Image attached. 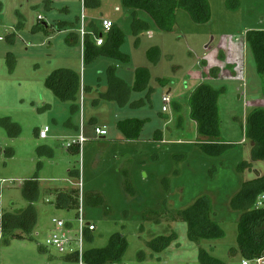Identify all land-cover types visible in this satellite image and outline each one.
Here are the masks:
<instances>
[{"label":"rangeland","instance_id":"1","mask_svg":"<svg viewBox=\"0 0 264 264\" xmlns=\"http://www.w3.org/2000/svg\"><path fill=\"white\" fill-rule=\"evenodd\" d=\"M207 1L211 12L207 24H194L177 9L173 30L162 32L149 15L125 8L121 0H1L0 217L18 215L27 207L20 193L24 181L36 177L41 195L31 239H12L7 246L0 242V264H78L46 246L53 219L75 222L77 211L57 210L54 197L45 193L78 188V176L70 177L69 171L78 172L85 221L95 228L86 249H102L111 236L121 234L127 248L117 264H199V248L225 264H241L239 253L230 254L237 249L240 212L229 203L242 183L264 176V161L252 159L251 143L243 133L247 115L264 110V76L257 73L245 42L246 32L264 31V0H238L234 9L228 7L235 5L232 0ZM82 12L86 32L91 22L102 32L103 19L119 29L125 40L120 51L129 57L128 64L107 57L82 62L80 39L73 45L66 42L73 27L58 31L61 24L80 28ZM134 18L148 24L138 38L133 35ZM36 26H46L47 32L35 31ZM153 47L160 50L156 65L146 57ZM111 66L129 83L135 69L146 67L150 72L146 90L131 92L124 107L100 98ZM61 68L74 70L82 84L93 89L84 92L82 104L79 97L76 104L81 109L76 113L70 102L56 100L44 86L48 75ZM200 84L220 90L219 141L231 146L216 157L197 145L201 137L190 117L188 100ZM166 94L179 101L171 102L163 113L161 99ZM81 117L87 141L81 155L71 154L67 143L77 135ZM90 118L106 126L104 139L94 135ZM5 119L17 125V137L9 138L1 123ZM126 119L145 122L138 141L120 140L115 123ZM44 127L49 129L48 139L41 140L37 133ZM243 162L251 166L241 172L238 165ZM125 173L134 195L123 186ZM91 192L100 193L106 206L87 205L85 195ZM201 197L211 200V218L224 236L195 244L187 239L186 225L169 221L168 216ZM171 233L177 239L164 252L152 254L145 246Z\"/></svg>","mask_w":264,"mask_h":264},{"label":"trees","instance_id":"2","mask_svg":"<svg viewBox=\"0 0 264 264\" xmlns=\"http://www.w3.org/2000/svg\"><path fill=\"white\" fill-rule=\"evenodd\" d=\"M228 3L230 0H227ZM235 5L228 7L236 8L238 0H232ZM122 5L133 12H145L154 21L158 29L162 32H171L174 28L175 12L177 9L184 10L194 24H207L211 19L210 7L207 0H121ZM51 1H47V5ZM2 2L0 0V12ZM67 25L61 24L58 31ZM73 26V25H71ZM46 29L43 26H36L35 31ZM133 35L138 36L148 30V24L137 18L132 22ZM98 31L95 33L98 35ZM78 41L77 34L70 33L66 42L70 45ZM11 42V41H10ZM125 40L118 28L112 26L105 36L101 47L95 46L88 36L83 41V63L90 64L98 57L115 59L122 64L129 63V57L121 53L120 49ZM245 42L250 49L257 73L264 76V31H248L245 34ZM146 57L151 65H156L160 58V50L153 47L147 50ZM133 85L129 87L116 75V67L111 66L106 70L107 90L100 94V98L106 102H115L124 107L129 104L131 92H142L146 90L150 72L147 68H137L133 72ZM164 83L163 80H159ZM44 86L49 90L54 98L60 102H70L71 112L79 110L77 106L78 96L81 87L80 76L71 69L54 70L44 81ZM89 90V89H87ZM220 90H216L207 84H200L191 93L188 105L190 117L197 125V132L201 137L197 145L203 153L216 157L224 153L231 145L222 144L220 137V120L218 110V98ZM7 129L9 138L18 136L19 128L11 123L9 119L1 122ZM145 122L138 119H126L118 121L116 128L125 141H138ZM244 137L251 143L254 161H264V110L256 109L247 115L243 128ZM39 148V150L43 149ZM71 148V147H70ZM69 149V148H68ZM78 154V150L76 152ZM2 154L0 149V155ZM250 164L243 162L238 165V170L249 169ZM125 190L127 194L134 195V191L127 183L128 174H124ZM70 177L78 176V172H70ZM57 192V193H56ZM22 198L27 202V207L18 215L5 213L0 217V242L7 246L12 239H31L32 232L37 224V213L35 204L38 202L41 189L36 177L26 180L20 187ZM45 193L55 195L54 207L57 210H76L78 190L70 189L64 192L49 191ZM264 193V176H257L251 181L242 183L240 190L230 200V208L240 212L237 222L236 250H231L230 254L239 253L242 260H251L264 256V208L255 207L259 195ZM87 205L103 206L105 204L103 196L98 192H91L85 195ZM106 209L109 210L108 207ZM211 200L208 197L197 199L191 206L178 212L176 215L168 216L169 221L184 223L187 227L188 241L198 244L202 240H219L224 236V232L219 225L211 218ZM147 219V220H146ZM145 221L151 220L144 217ZM160 220L156 219L155 224ZM86 242L92 241V233H86ZM176 234L168 236H157L145 243V246L152 254L164 252L175 240ZM127 248V243L121 234L110 237L106 247L102 249H86L83 253V264H117L121 262ZM68 262H77L73 257H65ZM143 258V255L140 256ZM199 264H225L212 257L202 248L198 249Z\"/></svg>","mask_w":264,"mask_h":264},{"label":"built area","instance_id":"3","mask_svg":"<svg viewBox=\"0 0 264 264\" xmlns=\"http://www.w3.org/2000/svg\"><path fill=\"white\" fill-rule=\"evenodd\" d=\"M84 17L81 16V24L78 30L79 38L81 44L83 45V41L85 37L88 35L84 29L83 25ZM113 26V24L109 20H103L101 22L102 32L98 35L94 34V44L97 47H101L103 45V38L102 35L108 33L109 29ZM103 33V34H102ZM101 35V36H99ZM2 38L0 37V41ZM83 96H80V102L82 104ZM161 102L162 112L167 113L168 106L171 103V99L169 96L165 95L162 97ZM81 109V106H80ZM94 135L97 137H105L107 135L106 130L104 128L94 127L93 129ZM48 127H44L42 130L38 132V138L41 140H45L48 138ZM69 140V139H68ZM87 141L84 128H83V121L81 117L80 127L78 129L77 135L70 139L67 143V148L76 146L78 149V154L81 155L82 146ZM79 182H78V197H77V208L75 211V222L68 223L63 220H55L53 219L52 225L53 229L51 231L50 236L46 240V246L50 249L56 251V253L65 256V257H73L76 259L78 264H82L83 253L85 252L86 248V233H93L95 230L94 226L90 223L85 221L84 217V210H83V193H82V185L80 181V177L78 175ZM255 207L257 208H264V193L259 195L256 200ZM241 264H264V256L256 259L251 260H242Z\"/></svg>","mask_w":264,"mask_h":264},{"label":"crops","instance_id":"4","mask_svg":"<svg viewBox=\"0 0 264 264\" xmlns=\"http://www.w3.org/2000/svg\"><path fill=\"white\" fill-rule=\"evenodd\" d=\"M81 16H83L84 17V13L82 12V14H81ZM81 18V17H80ZM103 20H108V19H103ZM102 20V21H103ZM101 21V22H102ZM67 26H71V25H73V24H66ZM83 25H84V29H85V17H84V19H83ZM66 26V27H67ZM88 26H89V28H90V30L89 31H87V36L90 38V40H91V42L92 43H94V37H93V35L98 31L97 30V28H96V26L91 22V23H89L88 24ZM71 27H73V32H71V33H74L75 35L77 34V36H78V40L80 39L79 38V33H78V30H79V26H77V24L76 25H73V26H71ZM100 28H101V24H100ZM62 30H60V32L61 31H64L65 30V28H61ZM101 30H102V28H101ZM86 31V30H85ZM99 33L98 34H100L101 32H100V30L98 31ZM93 34V35H90V34ZM107 34V33H106ZM106 34H105V36H106ZM102 38H103V40H105V37L102 35ZM2 41V40H1ZM0 41V42H1ZM80 49H81V53H82V58H83V45L80 43ZM82 62H83V60H82ZM116 67V66H115ZM146 68V67H145ZM65 69H70V68H65ZM72 70V69H71ZM116 70H117V67H116ZM74 71V70H73ZM116 75H117V71H116ZM121 80H123L129 87H132V85H133V81H134V77H133V80H132V82L131 83H129L128 81H126V80H124L122 77H120L119 75H117ZM80 81H81V87H80V92H79V96H78V99H79V97L81 96V94H82V96L84 95V92H90V93H92L93 92V89H92V87L91 86H88V87H85L83 84H82V80H81V76H80ZM87 89H89V90H87ZM106 90H107V88H106ZM105 90V91H106ZM89 93V94H90ZM167 95V94H166ZM171 99V102L173 103V102H175V103H177L179 100L178 99H174L173 100V98H170ZM129 102H130V100H129ZM93 104H95V101L93 102ZM80 109V108H79ZM118 119V118H117ZM82 121H83V119H82ZM90 123H91V125H92V127H99V128H104L105 130H106V126L105 125H99L98 124V122H97V120L95 119V118H90L89 120H88ZM118 122V121H117ZM116 122V123H117ZM116 123H115V125H116ZM75 131L76 132H78V129L75 127ZM38 132H39V130H38ZM37 136H38V133H37ZM107 136V135H106ZM101 139H104V137H100ZM48 139V138H47ZM46 140V139H45ZM119 140V139H118ZM120 140H124L123 139V137H120ZM161 142L163 143V140H161ZM76 149H77V147L76 146H73V147H71V148H69L68 149V152L69 153H71V154H75V152H76ZM78 150V149H77ZM68 174H70V171L68 172ZM76 190H77V188H75ZM58 190V189H57ZM57 190H53V191H57ZM69 190V189H68ZM68 190H65V191H68ZM58 192H64V191H58ZM57 193V192H56ZM53 197L55 198V195H53Z\"/></svg>","mask_w":264,"mask_h":264},{"label":"water","instance_id":"5","mask_svg":"<svg viewBox=\"0 0 264 264\" xmlns=\"http://www.w3.org/2000/svg\"><path fill=\"white\" fill-rule=\"evenodd\" d=\"M99 36H101V35H99Z\"/></svg>","mask_w":264,"mask_h":264}]
</instances>
